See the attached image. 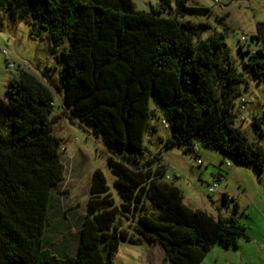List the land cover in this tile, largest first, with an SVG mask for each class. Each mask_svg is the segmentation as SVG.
Returning <instances> with one entry per match:
<instances>
[{
  "label": "trees",
  "instance_id": "16d2710c",
  "mask_svg": "<svg viewBox=\"0 0 264 264\" xmlns=\"http://www.w3.org/2000/svg\"><path fill=\"white\" fill-rule=\"evenodd\" d=\"M188 9L187 0H158L149 11L133 0H0V30L5 11L14 22L31 16V34H47L60 66L52 86L69 116L91 125L113 151L108 163L122 199L116 203L95 169L75 250L50 248L48 209L63 178L62 138L53 129V88L21 68L0 96V264H115L122 240L157 243L167 264H201L217 243L239 247L246 232L238 203L228 217L189 207L165 180L161 150L147 157L144 144L153 99L170 130L165 148L195 158L200 143L220 153L221 165L264 171V149L236 125L235 100L246 78L223 33L202 39L208 23L180 19ZM257 26L251 40L262 44L245 66L264 76V23ZM261 122L256 117L252 126L264 135ZM122 216L135 219L134 232Z\"/></svg>",
  "mask_w": 264,
  "mask_h": 264
},
{
  "label": "rangeland",
  "instance_id": "374dc122",
  "mask_svg": "<svg viewBox=\"0 0 264 264\" xmlns=\"http://www.w3.org/2000/svg\"><path fill=\"white\" fill-rule=\"evenodd\" d=\"M136 8L151 10L158 0H133ZM188 9L180 19L205 22L209 28L201 38L223 33L230 49L231 57L246 82L240 84L241 95L235 100L236 125L240 126L249 141L264 149V135L258 134L252 122L261 119L264 130V76H256L245 66L249 56L262 42L252 41L257 34L258 23H264V0H187ZM3 28L0 30V96L5 97V88L11 78H17L21 68L33 73L53 88L54 106L51 117L54 119V133L62 138L61 159L63 178L52 189L48 209L46 236L50 248L73 252L78 242L79 223L85 212L90 196V183L95 169L104 173L109 191L117 204L122 199L114 184L115 175L108 159L113 154L105 143L102 134L93 131L91 125L70 117L62 103V92L52 85L60 82V66L49 50L51 42L47 34H31V16L27 19L11 21L5 11L1 13ZM242 36L246 40H242ZM242 45V51L239 46ZM68 46L67 40L60 49ZM9 62L14 65L9 66ZM245 107L240 108L241 100ZM155 115L150 118L144 134V144L148 156L161 150V159L167 167L169 178L165 180L180 186L184 202L189 207L203 209L214 217H228L233 212L236 200H223L220 190L225 188L239 201L237 218L245 226L246 236L238 240L239 247L225 248L215 244L204 258L202 264H264V171L258 175L253 169L226 163L221 165L222 156L199 144L203 163L198 165L190 154L181 147L165 148L163 141L169 135L161 108L150 101ZM156 126V130L150 127ZM146 160V155L143 157ZM220 158V160H219ZM227 177L220 179L215 192H209V184L214 180L218 167ZM229 172V174H228ZM123 227L134 232L136 221L122 216ZM115 264H167L165 253L157 243L133 244L122 240L114 255Z\"/></svg>",
  "mask_w": 264,
  "mask_h": 264
},
{
  "label": "built area",
  "instance_id": "2783aa9c",
  "mask_svg": "<svg viewBox=\"0 0 264 264\" xmlns=\"http://www.w3.org/2000/svg\"><path fill=\"white\" fill-rule=\"evenodd\" d=\"M242 40H246L244 36H242L241 38V41ZM14 64L12 62H9V66H13ZM245 107V100L242 99L241 102H240V108H244ZM194 161L196 162V164L200 165L203 163V160L200 156H197L195 158H193ZM227 165H229L230 163L227 162L226 163ZM223 177V173L222 172H217L215 174V178L212 182V184H209V192H215L217 190V186H218V183H219V180ZM166 178H169V176L167 175Z\"/></svg>",
  "mask_w": 264,
  "mask_h": 264
},
{
  "label": "crops",
  "instance_id": "0c3cea01",
  "mask_svg": "<svg viewBox=\"0 0 264 264\" xmlns=\"http://www.w3.org/2000/svg\"><path fill=\"white\" fill-rule=\"evenodd\" d=\"M199 155H200V149H199ZM200 157H201V155H200ZM219 160H220V158H219ZM222 160H223V159H221V162H222ZM222 165H223V164H222ZM219 169L224 170V168H223L222 166H221V168L218 167V170H219ZM218 170H217V171H218ZM216 173H217V172H216ZM216 173H215V174H216ZM215 174H214V176H213L214 178H215ZM228 174H229V172H228ZM226 177H227V175H226V176L224 175L223 178H226ZM165 179H166V178H165ZM219 185H220V180H219ZM219 185H218V186H219ZM178 187L180 188V186H178ZM180 189H181V188H180ZM181 190H182V189H181ZM220 192H221V195L226 194L229 198H230V197H234V196H231L230 193L227 192L225 188H222V189L220 190ZM182 193H183V192H182ZM234 198H235V197H234ZM235 200H236V202H237L238 205H239V201H238V199H235ZM202 262H203V261H202ZM202 262H201V264H202Z\"/></svg>",
  "mask_w": 264,
  "mask_h": 264
}]
</instances>
